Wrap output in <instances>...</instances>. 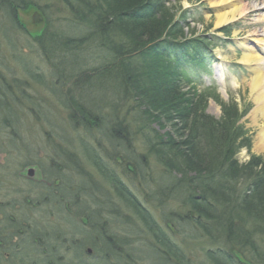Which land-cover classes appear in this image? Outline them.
Instances as JSON below:
<instances>
[{"label": "rangeland", "instance_id": "374dc122", "mask_svg": "<svg viewBox=\"0 0 264 264\" xmlns=\"http://www.w3.org/2000/svg\"><path fill=\"white\" fill-rule=\"evenodd\" d=\"M28 1L40 9L32 4L20 12L26 28L16 27L0 10V81L12 91L0 95V243L10 231H22L19 241L24 244L10 264L175 263L174 254L117 197L98 167L102 165L121 177L123 185L146 205L156 221L152 219L154 227H161V235L184 252L183 264H214L208 249L230 252L231 248L235 255L240 246L231 243L225 232L215 231L212 239L191 222L177 221L179 214L188 213L185 194L180 189L174 196L173 174L148 155L141 133L131 136L134 131L128 132L137 125L134 116L125 114L135 101L121 98L116 83L97 84L95 77L87 79L105 55L96 39L78 43L86 51L95 50V55L85 52L75 59L78 45L68 38L87 29L72 27V14L60 0ZM153 1L165 4L187 39L208 38L211 47L205 60L211 64L189 68L198 92L210 96L207 112L220 118L223 106L236 100L240 112H245L240 122L251 139L250 149L243 148L236 157L240 163H247L254 154L264 159V152L255 147L259 125L251 116L255 62L242 60L244 42L264 48L261 38L249 36L246 17L216 28L209 0ZM108 77L112 81L113 73ZM77 104L96 119L90 130L81 122L84 113ZM73 111L82 115L76 122ZM149 128L165 132L156 123ZM135 158L138 162L143 159V172L128 169V159ZM31 169L36 173L30 174ZM142 174L150 180L141 185ZM169 216L176 218L178 235L167 228ZM246 259L251 261L249 255Z\"/></svg>", "mask_w": 264, "mask_h": 264}, {"label": "trees", "instance_id": "16d2710c", "mask_svg": "<svg viewBox=\"0 0 264 264\" xmlns=\"http://www.w3.org/2000/svg\"><path fill=\"white\" fill-rule=\"evenodd\" d=\"M60 1L72 14V27L87 29L68 41L78 45L80 41L96 39L95 43L105 54L102 63L94 66V74L87 75V79L95 77L97 84L114 86L116 83L114 88L119 86L121 98L135 101V106L128 107L125 114L134 116L137 125L128 132L134 131L131 136L141 133L150 152L148 155L152 154L166 172L173 174L174 196L179 195L180 189L185 194L188 213L179 214L177 221L191 222L209 238L215 231L225 232L231 243L240 246L241 251H236L235 255L231 248L230 252L222 248L208 249L207 256L214 264H264V159L254 154L247 163L239 162L238 152L251 147L250 136L240 122L245 112H240L233 99L223 106L220 118L210 115L207 112L210 96L198 92L189 73L191 66L208 65L205 60V53L211 47L208 38L187 39L180 23L173 22V15L158 1ZM32 4L35 10L40 9L28 0H0V10L22 29L26 27L20 12H26L25 8ZM75 50V59L96 52L86 51L83 45L76 46ZM88 58L84 60L89 61ZM110 73H113L112 81L108 80ZM1 83L0 95L12 93L11 87ZM76 107L84 117L73 111L76 116L73 122L82 116L85 128L89 129L90 125L93 128L92 120L96 119L79 104ZM155 123L165 132L149 128ZM99 132L103 134L104 126ZM128 162L131 167L128 169L138 172L140 168L143 172V159L140 162L136 158L128 159ZM105 166L98 167L114 187L117 197L132 214L143 219L157 242L174 254V264H183L184 252L168 236L161 235L163 230L154 227L155 220L149 216L146 205L123 185L121 177L111 170L107 172ZM142 175L141 185L150 180L149 175ZM169 219L167 228L178 235L180 227L176 218L169 216ZM248 255L251 261L246 259Z\"/></svg>", "mask_w": 264, "mask_h": 264}, {"label": "bare ground", "instance_id": "6f19581e", "mask_svg": "<svg viewBox=\"0 0 264 264\" xmlns=\"http://www.w3.org/2000/svg\"><path fill=\"white\" fill-rule=\"evenodd\" d=\"M209 5L215 12L216 28L246 17L245 28L247 32L250 31L249 36L261 38L258 40L262 41L264 45V0H209ZM245 44L246 48L242 53L243 62L245 64L255 62V67L252 69L254 74L250 83L251 90L255 94V107L251 116L259 125L255 147L264 152V56L262 55L264 48L252 47L244 42ZM33 173L36 172L33 170ZM41 173L43 174L42 170ZM105 242L107 245L111 244L109 240H105Z\"/></svg>", "mask_w": 264, "mask_h": 264}, {"label": "flooded vegetation", "instance_id": "af4514ba", "mask_svg": "<svg viewBox=\"0 0 264 264\" xmlns=\"http://www.w3.org/2000/svg\"><path fill=\"white\" fill-rule=\"evenodd\" d=\"M11 233L7 236L6 239H2L0 243V264H10L14 257L18 256L23 249L22 242L20 240V236L23 234L20 231H10ZM25 232V231H24ZM17 238V241L14 240ZM19 238V239H18ZM38 240V238L36 239ZM42 254H46L45 250L41 251ZM8 255V256H5Z\"/></svg>", "mask_w": 264, "mask_h": 264}, {"label": "water", "instance_id": "95a60500", "mask_svg": "<svg viewBox=\"0 0 264 264\" xmlns=\"http://www.w3.org/2000/svg\"><path fill=\"white\" fill-rule=\"evenodd\" d=\"M30 174H33V169L31 171H29Z\"/></svg>", "mask_w": 264, "mask_h": 264}]
</instances>
